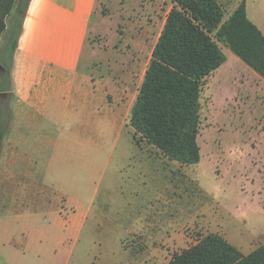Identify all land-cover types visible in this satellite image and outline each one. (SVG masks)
Listing matches in <instances>:
<instances>
[{"label":"crops","instance_id":"0c3cea01","mask_svg":"<svg viewBox=\"0 0 264 264\" xmlns=\"http://www.w3.org/2000/svg\"><path fill=\"white\" fill-rule=\"evenodd\" d=\"M96 2L28 0L18 31L22 0H0V20L10 8L3 19L0 57L11 61L7 80L0 62L5 80L0 81L1 140L9 138L14 115L17 129L36 114V128L43 115L65 124L58 136L68 144L44 157L41 147L28 151L9 140V150L10 144L2 148L0 140V264H154L158 251L183 241L188 224L210 221L201 210L178 231L157 223V216L175 206L176 187L166 173L174 164L129 124L150 59L144 66L139 50H106L91 41ZM128 126L129 148L102 147L110 137L117 143ZM127 163L129 168L143 163L149 172L163 166L164 172L140 187L134 173L127 172ZM97 199L105 210L115 211L119 223L107 228L117 245L100 244L93 255L90 245L77 248V243Z\"/></svg>","mask_w":264,"mask_h":264},{"label":"rangeland","instance_id":"374dc122","mask_svg":"<svg viewBox=\"0 0 264 264\" xmlns=\"http://www.w3.org/2000/svg\"><path fill=\"white\" fill-rule=\"evenodd\" d=\"M216 1L227 19L241 0ZM245 1L248 19L258 29H264V0ZM172 7V0H97L96 23L90 39L106 50L115 47L126 52L139 50L141 63L145 66ZM218 46L227 60L207 77L200 94L197 138L200 161L191 166L171 161L174 166H167L166 173L176 187L175 206L170 204L163 217L157 216L158 224L163 223L167 230L171 227L173 231L180 230L184 221L190 222L201 210L210 221L200 226L188 224L182 231L183 241L171 249L158 251L152 260L154 264H167L174 255L208 234L222 236L244 257L264 247V83L261 84L257 74L229 49L220 43ZM0 62L7 69L3 76L7 80L11 61L9 57L6 60L0 57ZM1 80L4 78L0 76ZM38 117V128L34 125L38 118L32 114L33 121L23 119L16 129L14 115L9 138H5V130L1 140L2 148L5 142L10 144L9 140H12L22 143L23 149L28 151L41 147L45 150L43 156L49 157L53 148L68 147L65 138L58 136L60 129H67V126L52 118L48 121L44 115ZM43 131L44 137L39 135ZM122 131L117 143L116 137H110L103 140L102 147L110 150L129 148L131 128L124 127ZM17 133H23V138ZM128 163L125 168L134 173L140 187L143 181L158 180L164 172L163 166L149 172L143 163L130 168ZM112 205L117 207L116 202ZM114 212L105 210L101 200L97 199L78 238L77 248L88 244L95 255L100 244L110 248L116 246L114 238L111 239L113 235L107 230L114 229L119 223V216ZM107 222L109 227H106ZM126 239L130 242L131 237L126 236Z\"/></svg>","mask_w":264,"mask_h":264},{"label":"trees","instance_id":"16d2710c","mask_svg":"<svg viewBox=\"0 0 264 264\" xmlns=\"http://www.w3.org/2000/svg\"><path fill=\"white\" fill-rule=\"evenodd\" d=\"M27 1L22 0L19 9L18 31ZM172 3L132 106L129 124L169 160L191 166L200 161L197 138L202 87L206 78L226 62L218 43L264 79V34L248 19L244 0L227 19L216 0ZM9 11L7 7L1 16L0 35ZM16 43L15 39L12 53ZM167 264H264V247L244 257L222 236L208 234Z\"/></svg>","mask_w":264,"mask_h":264},{"label":"water","instance_id":"95a60500","mask_svg":"<svg viewBox=\"0 0 264 264\" xmlns=\"http://www.w3.org/2000/svg\"><path fill=\"white\" fill-rule=\"evenodd\" d=\"M3 68H2V66L0 65V70H2Z\"/></svg>","mask_w":264,"mask_h":264}]
</instances>
